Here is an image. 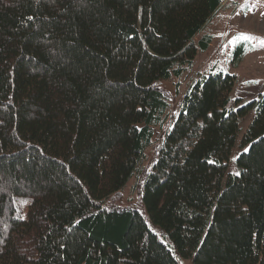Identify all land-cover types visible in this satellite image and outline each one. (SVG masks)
I'll return each instance as SVG.
<instances>
[{"label": "trees", "instance_id": "trees-1", "mask_svg": "<svg viewBox=\"0 0 264 264\" xmlns=\"http://www.w3.org/2000/svg\"><path fill=\"white\" fill-rule=\"evenodd\" d=\"M226 1L0 0V264H264V95L199 78L143 166ZM133 178L171 244L112 207Z\"/></svg>", "mask_w": 264, "mask_h": 264}, {"label": "rangeland", "instance_id": "rangeland-1", "mask_svg": "<svg viewBox=\"0 0 264 264\" xmlns=\"http://www.w3.org/2000/svg\"><path fill=\"white\" fill-rule=\"evenodd\" d=\"M241 33L264 39V0H227L219 13L195 38V43H198L204 36L212 35L214 40L209 50L205 53H199L194 67L182 78L172 79L161 84V88L171 98L170 119L163 129L155 130L153 146L146 151L144 156V168L152 169L157 158L158 146H160L165 132L171 126V117L178 114L186 92L199 78L209 75L213 71L228 72L236 76L235 96L237 97L245 90L249 92L258 91L264 85V77H257L259 65L256 64L260 62V65L264 66V47L260 45L258 40L249 41L240 38ZM242 44L245 46L247 55L246 65L242 66V62L237 67L234 65L235 52ZM247 103L250 102L245 104ZM249 121L250 119L247 118L240 124L241 131L238 136V145L231 158L230 174L235 175L236 172H239L235 165L237 157L241 153L239 142L244 134L242 129L249 124ZM142 181L143 179H131L122 191L120 198L113 199L115 204L112 207L137 208L145 217L150 229L160 237L162 242L167 245L171 244L153 224L145 205L141 204ZM175 256L180 264H194L193 259H181L178 253H175Z\"/></svg>", "mask_w": 264, "mask_h": 264}, {"label": "crops", "instance_id": "crops-1", "mask_svg": "<svg viewBox=\"0 0 264 264\" xmlns=\"http://www.w3.org/2000/svg\"><path fill=\"white\" fill-rule=\"evenodd\" d=\"M246 59H247V55L245 56V58L242 61L243 62L242 66L246 65ZM256 64L259 65V68L257 69L258 75L256 74L257 77H260V76L264 77V66L260 65V62H257ZM259 95H264V85L258 91L249 92V91L245 90L244 92H241L240 94H238V97L235 96V89H234V92L232 95V98H233V106L232 107L236 108L238 105L242 106L246 102H251V101L255 100ZM253 116H254V114L251 113L248 117L245 118V119L249 118L250 121H249V124L244 129H242L244 132L249 127V125L253 119Z\"/></svg>", "mask_w": 264, "mask_h": 264}, {"label": "snow or ice", "instance_id": "snow-or-ice-1", "mask_svg": "<svg viewBox=\"0 0 264 264\" xmlns=\"http://www.w3.org/2000/svg\"><path fill=\"white\" fill-rule=\"evenodd\" d=\"M28 19L31 20V19H33V18H32V17H28ZM240 38H242V39H244V40H249V41H251V40H258L259 43H260V45H261L262 47H264V39H259V38H257V37L251 36V35L246 34V33H241V34H240ZM245 151H247V149H245ZM235 175L239 176L240 173H239V172H236Z\"/></svg>", "mask_w": 264, "mask_h": 264}]
</instances>
